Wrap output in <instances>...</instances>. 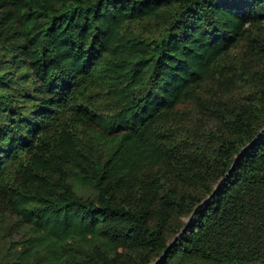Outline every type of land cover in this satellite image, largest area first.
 <instances>
[{"label":"trees","instance_id":"obj_1","mask_svg":"<svg viewBox=\"0 0 264 264\" xmlns=\"http://www.w3.org/2000/svg\"><path fill=\"white\" fill-rule=\"evenodd\" d=\"M51 17L56 80L0 5V264H153L252 142L161 264H264V0Z\"/></svg>","mask_w":264,"mask_h":264},{"label":"rangeland","instance_id":"obj_2","mask_svg":"<svg viewBox=\"0 0 264 264\" xmlns=\"http://www.w3.org/2000/svg\"><path fill=\"white\" fill-rule=\"evenodd\" d=\"M91 0H0L6 27L14 32L22 33L32 42L31 62L39 73L48 78L58 79V70L64 74L71 71L72 63L78 61V56L71 54L68 59L66 54L70 52L68 44L72 39L74 25L79 19L73 20L69 28L60 20L53 22L51 15L61 14L77 5H85ZM49 14L50 16L46 15ZM54 23V30L46 37L48 27ZM69 33V34H68ZM51 46L55 51L52 52ZM72 51V50H71ZM57 56L65 59L61 68L51 63ZM76 58V59H75ZM78 67V66H77ZM61 77V75H60ZM58 81V80H57Z\"/></svg>","mask_w":264,"mask_h":264},{"label":"water","instance_id":"obj_3","mask_svg":"<svg viewBox=\"0 0 264 264\" xmlns=\"http://www.w3.org/2000/svg\"><path fill=\"white\" fill-rule=\"evenodd\" d=\"M264 134V129L262 130V132H260V134L257 136V138L255 139V141L257 139H259L261 136H263ZM254 141V142H255ZM253 143V142H252ZM249 144L248 146H246L241 152L240 154L236 157L231 169L228 171V173L225 175V177L220 181V183L218 184V186L216 187V189L213 191V193L208 196L203 202H201L194 210V212L191 214V216L186 220V223L187 225L185 226V228H183L179 234L170 242V244L168 245L167 249L164 251V253L162 254V256L160 258H158L153 264H161L162 261L164 260V258L166 257L168 251L170 250V248L176 243V241L185 233V231L187 230L188 226L191 224V222L193 221L198 209L204 205L205 203H207L211 197L214 195V193L218 190V188L222 185V183L231 175L234 167H235V164L237 162V160L250 148V146L252 145Z\"/></svg>","mask_w":264,"mask_h":264}]
</instances>
